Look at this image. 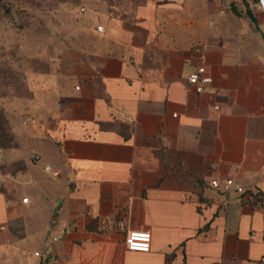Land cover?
<instances>
[{"label": "crops", "instance_id": "obj_1", "mask_svg": "<svg viewBox=\"0 0 264 264\" xmlns=\"http://www.w3.org/2000/svg\"><path fill=\"white\" fill-rule=\"evenodd\" d=\"M98 26L34 82L40 160L0 152V264H264V10L139 0ZM229 178L245 192L209 187ZM56 236V263L33 255Z\"/></svg>", "mask_w": 264, "mask_h": 264}, {"label": "rangeland", "instance_id": "obj_2", "mask_svg": "<svg viewBox=\"0 0 264 264\" xmlns=\"http://www.w3.org/2000/svg\"><path fill=\"white\" fill-rule=\"evenodd\" d=\"M138 1L0 0V152L23 146L33 156L38 134L53 128L48 118L36 120L48 113L34 90L38 73L104 19L128 17Z\"/></svg>", "mask_w": 264, "mask_h": 264}, {"label": "built area", "instance_id": "obj_3", "mask_svg": "<svg viewBox=\"0 0 264 264\" xmlns=\"http://www.w3.org/2000/svg\"><path fill=\"white\" fill-rule=\"evenodd\" d=\"M257 2L259 6L264 10V0H257ZM97 30L102 32L104 28L102 26H98ZM187 80L189 84L195 88L197 93L204 92L212 82V78L207 75L206 68L204 65H201L200 67L197 68L195 72L190 74ZM32 157L37 161L40 160L41 158L38 153H34ZM46 168L47 170L50 169L49 166H47ZM52 174L54 177H57L59 175L58 172H53ZM209 187L223 194H227L230 192L241 194L245 192V188L242 185L238 184L232 178H229L225 181L214 179L209 183ZM28 202H29L28 197H25L23 199V203L27 204ZM68 232H69L68 227L65 226L64 234H67ZM60 239H62V236L54 237L52 243L47 245V247L43 251H35L33 252V255L36 257H42L44 255L47 258H51V260L54 263H56L58 259L55 257L53 244L57 243ZM152 239L153 237L150 231L130 230L127 232L125 243L127 249L130 251L147 253L150 252L151 250Z\"/></svg>", "mask_w": 264, "mask_h": 264}]
</instances>
